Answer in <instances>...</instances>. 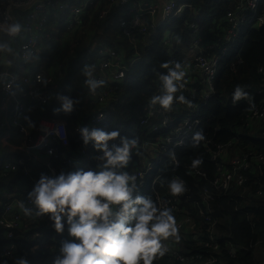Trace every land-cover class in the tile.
I'll use <instances>...</instances> for the list:
<instances>
[{
    "label": "built area",
    "instance_id": "obj_1",
    "mask_svg": "<svg viewBox=\"0 0 264 264\" xmlns=\"http://www.w3.org/2000/svg\"><path fill=\"white\" fill-rule=\"evenodd\" d=\"M115 5L121 10L116 18V27L120 34L113 38L121 36L123 42L114 46L96 41L84 43L82 33L88 37L86 40L91 37L84 24L85 18L91 15V10H97L98 19H103ZM243 5H247L248 10H243ZM257 7L258 0H241L235 10L227 11L221 18L227 23L222 33L213 35L206 43H201L200 35L196 36L199 25L190 24L194 32L186 51L190 65H187L185 87L181 91L189 99H195L191 106L195 108V112L178 116L188 111L189 106L176 103L172 111L162 113L148 109L146 100L137 116V122L148 129L147 135H156L153 139L144 138L141 146L153 148L156 154L163 148L172 152L169 149L183 146L186 138L195 132L200 123L197 108L206 105L216 95V74L219 71V59L228 50L226 44L233 42L245 23L259 27L264 25V5L262 10ZM185 8L194 13L199 12L185 3V0H0V21H18L23 26L22 33L13 38H9L6 33H0V43L10 44L13 50L7 54L0 53V76L3 77L0 80V145L15 151L18 156L14 161L6 159V153L0 156V179L18 170L30 183H19L1 206L0 242L3 237L6 241L0 244V258L7 259L8 264H12L13 257H27V254L33 255L41 248L39 239L43 237L44 230L40 223L47 217L31 220L18 207L19 201L25 199L26 192L37 179L38 169L50 174L52 170L59 172L79 167L88 168L89 160L97 163L93 159V148L79 144L80 137L76 128L84 124L97 126L108 118L109 107L119 102L117 91L126 72L140 56L138 36L162 27L169 18L180 14ZM83 45L86 48L79 53V48ZM65 54L71 58L79 57V64L72 70L71 77L79 82L81 89L72 93V97L78 98L79 103L71 113L73 121L70 124L59 113H43L52 103L59 106L55 95L60 94L61 85L71 73L70 66L64 62ZM86 63L94 64L96 77L106 81L105 86L94 96L88 93L83 83L85 78L81 69ZM260 69H264V65L258 68L264 74ZM38 75L48 83L42 86L36 80ZM158 87L159 81L156 77L151 95ZM206 92L209 94L205 95ZM252 92L256 95V100L253 101L250 96L243 99L250 106V110L238 127L239 135L240 131H251L253 128L249 124L257 123L255 121L264 124V82ZM100 113L103 114L102 119H98ZM25 116L34 121L36 127H27ZM42 122L50 130L46 136L40 131ZM60 124L64 126L63 139L51 134V129ZM157 127L166 130L159 132ZM41 136H44L42 141ZM244 142L246 141L238 137L227 142H217L210 137L203 140L204 151L208 154L209 161L214 164L213 177L210 180L216 191L227 193L232 186H241L245 181L244 171H252L258 163L264 161L262 153L248 151L241 156L234 151L229 153L232 146ZM152 168L149 162L142 163L136 156L130 161L128 171L137 175V184L141 185ZM188 171L189 174L207 178L203 169ZM257 193L261 194L260 191ZM187 195L186 190L179 196L165 192L153 198L158 203L172 207L177 221L179 240L169 237L163 242L168 248L165 255L175 254L176 258L184 260L185 257L180 254L185 246L183 242L192 238L195 245L203 246L210 252L206 258L201 254L191 256L192 259L201 260L195 264H223L220 245L224 240L215 231L219 220L214 217L211 207L213 197L207 190L203 192L201 202L196 207L199 218L195 221L196 217L190 214L177 217L180 200ZM188 234H192V237H187ZM13 240L25 242L28 251L19 248ZM256 246L258 245L253 243L251 248ZM258 251L260 259L257 264H264V248H259ZM235 252L236 247L228 242L229 257H233Z\"/></svg>",
    "mask_w": 264,
    "mask_h": 264
},
{
    "label": "clouds",
    "instance_id": "obj_2",
    "mask_svg": "<svg viewBox=\"0 0 264 264\" xmlns=\"http://www.w3.org/2000/svg\"><path fill=\"white\" fill-rule=\"evenodd\" d=\"M263 5L264 0H258L257 9L262 10ZM242 9L248 10V6L243 5ZM188 10L192 21L188 25L187 45L183 51L185 64L179 61L160 62L156 70L157 75L153 80L155 83L157 77L159 87L155 93L151 95V91L146 97L147 102L145 100L147 108L150 110L167 113L173 110L176 103H179L187 105L189 108L188 111L180 113L178 116L195 112V108L191 107L192 101L187 99L188 96H184L181 90L185 87L187 75L186 51L189 49L194 33L190 24L199 25L197 20L201 18L202 13L200 11L194 13V11ZM171 19L173 17L169 18L163 26ZM245 25L250 24L245 23L243 26ZM22 28V24L18 21H0V33H6L9 38L21 34ZM159 28L161 27L154 30ZM144 35L138 36L139 39ZM199 35L202 43L203 30L200 26L196 36ZM110 39L112 41L117 39L114 44L108 43L113 46L124 40L121 36L115 38L110 36ZM161 41L165 46L170 47L172 45L171 35L167 32ZM177 42L179 41L177 40ZM236 42L237 40L234 38L233 42L228 44ZM124 44L126 45L125 42ZM228 44L226 45L228 46ZM141 47L140 41V56ZM218 50L220 49L218 48ZM228 50L221 57L225 56ZM12 51L10 44L0 43V53L7 54ZM26 56L27 53H25ZM140 56L137 62L126 72L117 91L119 102L112 105V108L123 105L119 91L125 86L126 76L140 61ZM159 69H163V71H159ZM94 70L95 65L88 63L84 64L81 69L85 78L83 83L86 85L88 93L93 96L106 84L104 79L96 77ZM260 71H264V69H260ZM217 76L218 74H216V78ZM2 79L3 77L0 76V80ZM36 80L42 86L48 83L39 75ZM209 92H211V88H209ZM207 94L209 93L206 92L205 95ZM248 95L245 86L236 84L230 93L231 102L235 104L242 98H247ZM55 98L59 106L53 108L54 113H72L75 105L79 103L78 98L68 94H56ZM206 105L197 108L198 119H200L202 108ZM110 115L111 111L109 112ZM102 118L103 114H98V119ZM24 120L27 127L31 129L36 127L35 122L28 116H25ZM137 125L140 126L138 122ZM199 125L195 132L186 138L183 146L176 148L184 147L190 138L194 146L203 141L205 137L202 131H198ZM97 126L84 124L76 128L82 145L85 147L90 145L93 148L95 153L93 159L97 163L89 160L88 168L79 167L74 170H60L59 172L52 170L50 174L41 172L26 192L25 199L19 201L18 207L23 215L31 220L47 217L46 219L50 221V227L55 233L66 232L68 237H71L59 242L58 250L52 257L51 264H153L154 260L164 256L168 250L167 244L163 243L164 241L168 240L169 237L179 240L173 208L153 199L156 195L165 192L172 196H179L186 191L185 181L174 175V166L179 163L178 156L174 152H168L165 148L156 154V150L153 148L141 146L138 138L122 134L120 128L106 130ZM39 127L45 136L49 134L50 130L46 123L42 122ZM157 130L163 132L166 129L157 127ZM51 134L63 139V124L51 129ZM155 135L156 133L150 134L146 138ZM40 139L42 141L44 136H41ZM141 150L145 152L142 156L139 155ZM136 156L140 158L142 163L149 162L153 166L149 170L147 179L141 185L137 184V175L128 171L130 161ZM162 163H166L170 168L161 171ZM201 163V159L196 157L191 160L190 166L196 168ZM91 164L95 166L91 167ZM170 171H173L170 177H163L165 173ZM41 229L44 230V228ZM0 264H8V260L0 258ZM12 264H30V260L20 255L13 257Z\"/></svg>",
    "mask_w": 264,
    "mask_h": 264
},
{
    "label": "trees",
    "instance_id": "obj_3",
    "mask_svg": "<svg viewBox=\"0 0 264 264\" xmlns=\"http://www.w3.org/2000/svg\"><path fill=\"white\" fill-rule=\"evenodd\" d=\"M196 10L202 13L201 18L197 20L200 28L203 30L202 43L213 38L215 34H221L227 26L221 18L227 11L235 10V6L240 0H185ZM121 12L119 6L115 5L114 9L103 18L98 19L97 10H91V15L85 18L86 30L90 31L91 37L88 39L82 33L84 43L90 41L107 42L114 44L110 36L120 34L119 28L116 27V18ZM192 21L191 14L187 8L180 14L173 16L165 26L151 31L141 37L142 43L140 61L131 69L125 79V86L119 91L123 105L110 107L111 115L97 127L106 130L120 128L122 134L134 136L142 142L148 134V129L137 125L136 116L141 112L146 97L151 93L154 85V78L157 75L156 70L162 61H179L185 64L183 51L187 45L186 36L188 35V25ZM99 31V34L97 32ZM167 33L171 35L172 45L165 46L162 43V37ZM86 40V41H85ZM177 40L179 42H177ZM237 42L228 44L229 50L219 61V73L216 80V95L209 100L200 113V125L198 131H202L204 137L214 138L217 142H227L238 137L246 142L240 145H234L229 150L238 156L242 153L252 151L254 153L264 154V124L258 121L252 125V130L247 132L240 131L238 127L245 120V115L250 110L242 98L235 104L231 102L230 93L236 84L245 86V90L256 100V95L250 88H259L264 82V74L258 71V68L264 65V25L263 26H243L237 36ZM205 42V43H206ZM85 45L80 46L79 53L84 51ZM209 52V51H207ZM79 57H64L65 64L71 68V73L61 85L60 94H68L80 90L81 86L77 80L71 77L72 70L79 64ZM163 71V69H159ZM187 99H189L187 97ZM191 100V99H189ZM192 104L195 99L191 100ZM57 107L52 103L50 107L44 109V114H48L53 108ZM59 116L66 119L69 124L73 121L71 113H59ZM253 123V121H252ZM217 129V130H215ZM1 135V130H0ZM148 138H153L148 136ZM112 143V142H109ZM203 141L198 145H193L191 138L187 140L186 145L181 148L169 149L178 156V165L174 166V175L183 178L186 181V190L188 195L180 200V212L178 218L184 215H192L197 218V205L201 202L202 194L205 190L213 197L212 209L214 217L219 220L215 231L224 242H221V257L223 264H257L260 259L259 248H264V161L257 164L254 170L244 171L245 181L241 186H232L226 192L216 191L212 184L214 164L209 161L208 154L202 146ZM81 140H80V143ZM241 147L240 151L238 148ZM0 153H6V159L16 160L17 153L0 145ZM141 150L140 156L144 154ZM199 157L202 163L192 168L190 166L193 158ZM91 164V167H94ZM170 168L166 163L161 164V171ZM203 169L207 173V178L192 175L187 172L188 169ZM44 172L38 169L36 177ZM45 173V172H44ZM173 171L167 172L163 177H170ZM192 175V176H191ZM19 183L29 185V180L23 176L20 171L10 173L7 177L0 179V208L4 201L9 198V194L16 189ZM244 191V192H243ZM260 191L261 194L257 192ZM245 195V196H241ZM198 222V221H197ZM44 228L43 238L40 240L41 248L33 255H28L30 264H51L52 257L56 254L59 242L62 239H68L67 233L57 234L50 227V221L44 219L40 223ZM192 237V234L186 235ZM182 240L183 237L181 238ZM6 240L3 237L0 244ZM19 248L28 251V245L23 241L13 240ZM184 247L180 254L184 260L172 255H165L154 260L153 264H192L201 260L192 259L191 256L201 254L204 258L209 256V251L203 246L195 245V241L184 240ZM232 243L236 247L233 257L227 253V244ZM258 246L251 248L252 244ZM48 246V247H46Z\"/></svg>",
    "mask_w": 264,
    "mask_h": 264
},
{
    "label": "rangeland",
    "instance_id": "obj_4",
    "mask_svg": "<svg viewBox=\"0 0 264 264\" xmlns=\"http://www.w3.org/2000/svg\"><path fill=\"white\" fill-rule=\"evenodd\" d=\"M113 38V37H112ZM117 41V39L115 40V41H112V42H116ZM66 56H68V55H64V57H66ZM187 65H190V62H187ZM83 91V90H82ZM3 153H0V156L2 155Z\"/></svg>",
    "mask_w": 264,
    "mask_h": 264
},
{
    "label": "water",
    "instance_id": "obj_5",
    "mask_svg": "<svg viewBox=\"0 0 264 264\" xmlns=\"http://www.w3.org/2000/svg\"><path fill=\"white\" fill-rule=\"evenodd\" d=\"M251 89V91H253L254 90V88L252 87V88H250Z\"/></svg>",
    "mask_w": 264,
    "mask_h": 264
}]
</instances>
